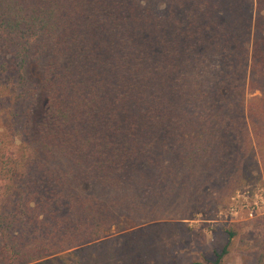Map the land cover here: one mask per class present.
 Wrapping results in <instances>:
<instances>
[{
	"label": "trees",
	"instance_id": "obj_1",
	"mask_svg": "<svg viewBox=\"0 0 264 264\" xmlns=\"http://www.w3.org/2000/svg\"><path fill=\"white\" fill-rule=\"evenodd\" d=\"M263 176L264 0H0V264H141L104 233Z\"/></svg>",
	"mask_w": 264,
	"mask_h": 264
},
{
	"label": "rangeland",
	"instance_id": "obj_2",
	"mask_svg": "<svg viewBox=\"0 0 264 264\" xmlns=\"http://www.w3.org/2000/svg\"><path fill=\"white\" fill-rule=\"evenodd\" d=\"M26 67V76L36 92L33 109L34 132L43 114L44 96L40 91L39 64L32 52ZM259 94L255 91L252 95ZM251 96V94H248ZM198 213L184 219L164 218L158 222H178L166 231L164 241L152 245L151 230L146 236L141 226L130 220L122 222L104 233L101 240L126 244L124 235L137 242L144 258L141 264H213L215 252L229 245L230 253L222 264H258L264 252V176L258 182L244 185L229 200H219ZM230 231L236 235L231 236ZM148 237V238H147Z\"/></svg>",
	"mask_w": 264,
	"mask_h": 264
}]
</instances>
